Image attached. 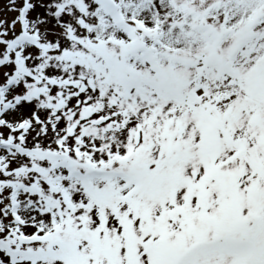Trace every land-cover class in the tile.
I'll list each match as a JSON object with an SVG mask.
<instances>
[{"label": "snow or ice", "instance_id": "6c2138e0", "mask_svg": "<svg viewBox=\"0 0 264 264\" xmlns=\"http://www.w3.org/2000/svg\"><path fill=\"white\" fill-rule=\"evenodd\" d=\"M0 264H264V0H0Z\"/></svg>", "mask_w": 264, "mask_h": 264}]
</instances>
